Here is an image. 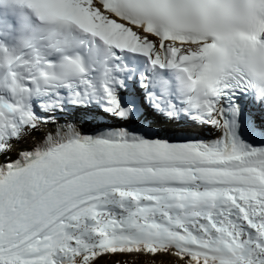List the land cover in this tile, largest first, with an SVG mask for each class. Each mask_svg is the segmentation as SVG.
<instances>
[{
  "label": "snow or ice",
  "instance_id": "1",
  "mask_svg": "<svg viewBox=\"0 0 264 264\" xmlns=\"http://www.w3.org/2000/svg\"><path fill=\"white\" fill-rule=\"evenodd\" d=\"M0 264H264V0H0Z\"/></svg>",
  "mask_w": 264,
  "mask_h": 264
},
{
  "label": "bare ground",
  "instance_id": "2",
  "mask_svg": "<svg viewBox=\"0 0 264 264\" xmlns=\"http://www.w3.org/2000/svg\"><path fill=\"white\" fill-rule=\"evenodd\" d=\"M80 124L84 128L85 131H91L95 127V125L92 123L82 124V122L80 121Z\"/></svg>",
  "mask_w": 264,
  "mask_h": 264
},
{
  "label": "rangeland",
  "instance_id": "3",
  "mask_svg": "<svg viewBox=\"0 0 264 264\" xmlns=\"http://www.w3.org/2000/svg\"><path fill=\"white\" fill-rule=\"evenodd\" d=\"M88 119H86L85 120V118H83L82 120H81V122H82V124H86V123H88L89 121H87ZM90 123V122H89Z\"/></svg>",
  "mask_w": 264,
  "mask_h": 264
}]
</instances>
